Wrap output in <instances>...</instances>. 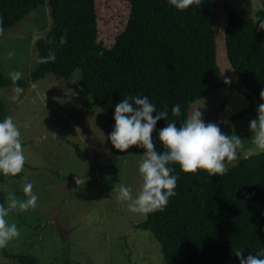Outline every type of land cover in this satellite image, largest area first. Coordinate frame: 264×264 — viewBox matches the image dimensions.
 Segmentation results:
<instances>
[{
    "label": "trees",
    "instance_id": "16d2710c",
    "mask_svg": "<svg viewBox=\"0 0 264 264\" xmlns=\"http://www.w3.org/2000/svg\"><path fill=\"white\" fill-rule=\"evenodd\" d=\"M43 4L0 0V28H13ZM104 5L109 13L122 12L124 21L113 39L102 43L98 7ZM48 6L52 27L35 39L39 66L15 84L26 86L49 74L69 80L79 70L80 87L112 117L114 105L125 96H146L157 110L166 107L169 113L151 134L157 151V132L167 122L175 120L179 127L194 102L225 85L216 61L217 4L212 0H200L199 6L183 11L168 0H49ZM227 16V58L247 91L264 103V24H259L264 11L239 18L227 10ZM49 50L55 52V61L41 63ZM10 85L12 80L0 73V90ZM174 104L181 106L179 117L171 115ZM4 118L0 101V120ZM77 153L83 157L78 148ZM172 167L176 195L163 211L148 214L136 225L159 242L165 264H239L232 249L247 256L264 248V153L242 160L222 176ZM4 180L0 174V186ZM0 204H6L1 190ZM17 260L39 264L28 255Z\"/></svg>",
    "mask_w": 264,
    "mask_h": 264
},
{
    "label": "rangeland",
    "instance_id": "374dc122",
    "mask_svg": "<svg viewBox=\"0 0 264 264\" xmlns=\"http://www.w3.org/2000/svg\"><path fill=\"white\" fill-rule=\"evenodd\" d=\"M48 1L0 33V73L7 78L19 71L22 80L37 70L35 39L52 27ZM212 1L217 4L216 61L223 80L227 77L230 83L194 102L189 115L202 107L206 123H219L223 133L242 140L237 159L227 164L229 169L264 152L251 143L248 127L261 103L239 81L227 58V10L250 18L264 11V0ZM108 11L105 5L98 7L102 43L112 40L124 21L122 12ZM79 79V70L69 80L49 74L20 86L23 91L15 101L10 97L16 84L0 90L5 117L12 116L20 129L25 155L23 170L5 175L0 186L5 207L10 194L17 200L27 198L26 183L32 184L37 196L35 208L9 211L6 219L16 224L20 234L0 249V264H18L17 257L23 255L36 258L39 264H165L159 242L136 226L147 216L129 212L127 202L118 199L122 184L133 197L140 190L138 169L144 149L134 145L120 152L111 145L113 117L95 105Z\"/></svg>",
    "mask_w": 264,
    "mask_h": 264
},
{
    "label": "clouds",
    "instance_id": "9594fccd",
    "mask_svg": "<svg viewBox=\"0 0 264 264\" xmlns=\"http://www.w3.org/2000/svg\"><path fill=\"white\" fill-rule=\"evenodd\" d=\"M168 2L181 11L193 5H200V0ZM259 22L264 24V20ZM2 32L3 29L0 28V33ZM60 43H65L64 37L60 38ZM55 59V52L49 50L47 56L40 58V62L47 63ZM21 76L19 71L10 73L14 85ZM224 83L229 84V78L226 77ZM22 91L19 85H15L10 99L17 100ZM260 95L264 96V90ZM201 109L202 107L194 108L179 127L175 120L167 122L166 126L157 132L161 149L157 151L151 134L157 121L168 119L167 108L157 110L148 97L139 93L127 95L114 105V124L108 135L111 145L120 152L134 145L144 149L138 169L142 177L140 190L133 197L128 186L122 184L118 188V199L127 202L129 212L147 216L163 211L169 198L176 195L177 175L173 174L172 165H177L183 173L191 174L202 170L210 177L222 176L228 172L227 164L237 159L242 140L235 134L223 133L219 123H206L202 119ZM256 111V118L248 124L250 140L258 151L264 152V103H261ZM171 115H181L179 104L172 105ZM20 135V129L13 122L12 116L0 120V174L15 176L23 170L25 155ZM23 192L27 196L26 199L17 200L10 194L7 197L8 206L0 204V248L7 246L20 234L16 224H10L6 219L9 211L17 207L22 210L36 207L37 196L32 193V184L26 183ZM232 251L239 264H264V248H261L258 254L247 256H243V251L239 248Z\"/></svg>",
    "mask_w": 264,
    "mask_h": 264
}]
</instances>
